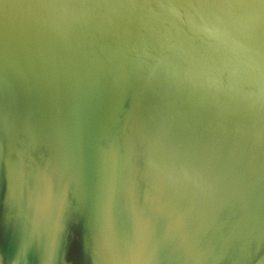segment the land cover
<instances>
[{"label": "water", "instance_id": "95a60500", "mask_svg": "<svg viewBox=\"0 0 264 264\" xmlns=\"http://www.w3.org/2000/svg\"><path fill=\"white\" fill-rule=\"evenodd\" d=\"M262 249L260 9L0 0V264H254Z\"/></svg>", "mask_w": 264, "mask_h": 264}, {"label": "snow or ice", "instance_id": "6c2138e0", "mask_svg": "<svg viewBox=\"0 0 264 264\" xmlns=\"http://www.w3.org/2000/svg\"><path fill=\"white\" fill-rule=\"evenodd\" d=\"M219 6H230L234 9L244 10V9H255L261 10L262 15H264V0H217ZM12 186V175L9 173V191L11 194ZM264 257V249L257 252L253 257V261L260 260ZM261 264H264V260H261Z\"/></svg>", "mask_w": 264, "mask_h": 264}]
</instances>
